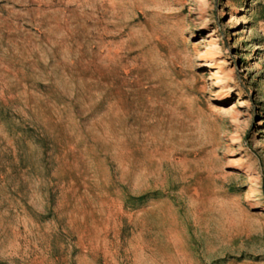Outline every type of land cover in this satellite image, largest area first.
<instances>
[{
	"label": "rangeland",
	"instance_id": "obj_1",
	"mask_svg": "<svg viewBox=\"0 0 264 264\" xmlns=\"http://www.w3.org/2000/svg\"><path fill=\"white\" fill-rule=\"evenodd\" d=\"M0 102V264H264V0H0Z\"/></svg>",
	"mask_w": 264,
	"mask_h": 264
},
{
	"label": "trees",
	"instance_id": "obj_2",
	"mask_svg": "<svg viewBox=\"0 0 264 264\" xmlns=\"http://www.w3.org/2000/svg\"><path fill=\"white\" fill-rule=\"evenodd\" d=\"M0 123L4 125L6 132L9 135L16 134L21 137H28L31 141L41 144L43 147H46L45 139L39 135H36L33 129L25 127L20 123L13 121V116L5 108V106L0 102ZM159 193L147 194L141 197H130L127 196L125 199L126 208H135L136 206L142 205L148 198H156Z\"/></svg>",
	"mask_w": 264,
	"mask_h": 264
}]
</instances>
